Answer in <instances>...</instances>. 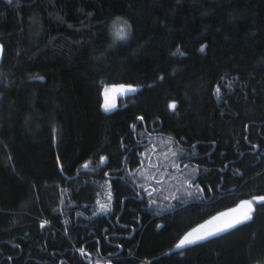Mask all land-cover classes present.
Masks as SVG:
<instances>
[{"label": "trees", "instance_id": "trees-1", "mask_svg": "<svg viewBox=\"0 0 264 264\" xmlns=\"http://www.w3.org/2000/svg\"><path fill=\"white\" fill-rule=\"evenodd\" d=\"M0 44V264H264V203L175 247L264 195V0H0ZM152 130L166 210L127 176ZM184 156L215 201L179 200Z\"/></svg>", "mask_w": 264, "mask_h": 264}, {"label": "flooded vegetation", "instance_id": "flooded-vegetation-1", "mask_svg": "<svg viewBox=\"0 0 264 264\" xmlns=\"http://www.w3.org/2000/svg\"><path fill=\"white\" fill-rule=\"evenodd\" d=\"M166 140V136L157 130L148 131L146 134L142 133L140 139L137 140L138 165L132 170L130 168L127 170L128 178L136 179V186L132 187L137 194L138 199L144 204L143 210L147 209L149 211V208L152 209L157 204L162 210H166L175 204V200L173 199L166 202L160 201V198L165 197L167 194L165 184L162 183L164 177L159 178L160 176H158L160 171L159 158L161 157V154H163L160 147L166 143L164 142ZM195 164V161L190 156H184L182 159L178 160V169L182 171L179 174H186V182L189 185L188 188L186 186L187 189H182L179 192V200L185 199L188 203L193 201H203L204 203L212 202L215 198V191L210 185H208V196L207 189L199 180V167ZM171 178L172 180H175L176 174ZM218 190L221 192L220 188H218ZM221 195L222 193L219 194L218 197ZM111 203L112 202L109 203V212L112 211ZM116 221H118V218Z\"/></svg>", "mask_w": 264, "mask_h": 264}, {"label": "rangeland", "instance_id": "rangeland-1", "mask_svg": "<svg viewBox=\"0 0 264 264\" xmlns=\"http://www.w3.org/2000/svg\"><path fill=\"white\" fill-rule=\"evenodd\" d=\"M2 50L3 49H2V46L0 44V59H1V55H2ZM121 86H123V87H121ZM129 88H133L136 91L138 89V86L133 85V84H114V85L111 84V85L104 86V88H103V97H104L103 109L105 110V105H107L110 110H113L116 107L117 99L120 96L135 92V91H129L128 90ZM255 197H264V195L255 196ZM255 197H253V198H255ZM253 198L243 199L240 202H238L237 204L230 206V207H227V208H224L221 211L217 212L216 214H213L212 216L206 218L204 221H202L201 223L197 224L196 226H194L193 228L188 230L182 236V238L188 232H195L196 230H198L199 232L203 233L205 231L211 230L214 226H216V225H218V224H220L226 220H230L232 218L239 217L241 215V213L248 210L247 205H244L243 207H241V204L243 201H252L253 210L250 213V215L252 216L253 211H254L257 203H258Z\"/></svg>", "mask_w": 264, "mask_h": 264}, {"label": "snow or ice", "instance_id": "snow-or-ice-1", "mask_svg": "<svg viewBox=\"0 0 264 264\" xmlns=\"http://www.w3.org/2000/svg\"><path fill=\"white\" fill-rule=\"evenodd\" d=\"M9 2H11V0H9ZM124 33V28L120 27L117 29V35L119 38L123 39V34ZM201 51H203V48H201ZM123 87V86H121ZM129 91H135V89L133 88H129ZM217 94H219V88H217ZM170 108L175 109L176 105L175 103H172L169 105ZM109 107L107 105H105V111H109ZM142 119V118H139ZM105 160L104 157H101V163H103ZM84 167L86 168L87 165H84ZM254 200H256L258 203H264V197H255L253 198ZM154 203V201H153ZM244 205H247V211L241 213V215L239 217H235L232 218L230 220H226L216 226H214L211 230L205 231L203 233L199 232L198 230H196L195 232H188L182 239L179 240V242L175 245V247L177 249L186 247L188 245H193L196 244L200 241H204L206 239H209L211 237L217 236V235H221L231 229H234L235 227H237L238 225H240L241 223L248 221L251 219V211L253 210V203L252 201H243L241 204V207H243ZM102 209L104 208V206H101ZM47 223V221L43 222L41 224V227H44V225ZM81 253L84 252L83 249L79 250Z\"/></svg>", "mask_w": 264, "mask_h": 264}]
</instances>
